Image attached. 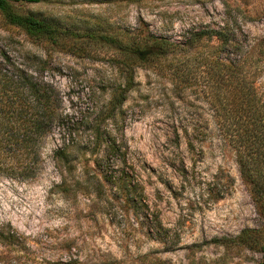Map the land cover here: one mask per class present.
<instances>
[{
    "label": "rangeland",
    "instance_id": "1",
    "mask_svg": "<svg viewBox=\"0 0 264 264\" xmlns=\"http://www.w3.org/2000/svg\"><path fill=\"white\" fill-rule=\"evenodd\" d=\"M14 7L61 28L54 40L30 41L0 12L1 35L53 64L64 106L78 117L92 103L99 107L108 85L122 78L115 45L88 34L184 42L192 32L227 22L233 40L218 57L237 68L222 85L211 67L214 39L134 67L133 88L120 108L121 138L147 206L91 205L61 193L54 187L60 177L51 140L34 179L0 176V224L16 231L0 240V264H261L263 220L237 162L243 146L236 120L247 108L236 93L252 84L264 102V0H42ZM225 93L224 104L237 116L229 137L214 103Z\"/></svg>",
    "mask_w": 264,
    "mask_h": 264
},
{
    "label": "trees",
    "instance_id": "2",
    "mask_svg": "<svg viewBox=\"0 0 264 264\" xmlns=\"http://www.w3.org/2000/svg\"><path fill=\"white\" fill-rule=\"evenodd\" d=\"M40 1L0 0V12L30 41L54 40L63 35L60 27L14 7V2ZM224 26L192 32L184 42L153 34H126L122 39L106 33H87L88 37L115 45L122 55L121 66L116 61L122 78L108 85V97L99 107L92 103L79 117L64 106L65 99L54 82L53 64L38 53L24 49L21 40L0 33V176L20 181L34 179L42 170L45 147L51 140V157L60 177L54 187L61 193L84 198L91 205L109 200L129 202L135 207L147 206L141 178L121 138L120 108L133 88L134 67L186 51L203 39H214L217 45L211 67L221 84H228L234 75L233 68L237 67L234 62L218 57L233 40L228 35L230 28ZM236 94L247 108L236 120L243 146L237 152V162L264 225V102L252 84L245 93L238 90ZM214 97V103L219 104L215 108H218L220 129L229 137L236 130L234 116L237 118L224 104L230 95ZM106 189L113 192L107 194ZM152 219L155 224L159 223L156 213ZM250 231L253 230L244 232ZM15 234V229L0 224V240L13 239ZM259 250L264 264V241L259 243Z\"/></svg>",
    "mask_w": 264,
    "mask_h": 264
}]
</instances>
